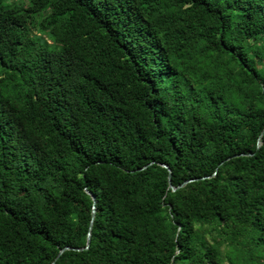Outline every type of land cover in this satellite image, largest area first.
Masks as SVG:
<instances>
[{
    "label": "trees",
    "instance_id": "1",
    "mask_svg": "<svg viewBox=\"0 0 264 264\" xmlns=\"http://www.w3.org/2000/svg\"><path fill=\"white\" fill-rule=\"evenodd\" d=\"M263 127L264 0H0V264H264Z\"/></svg>",
    "mask_w": 264,
    "mask_h": 264
},
{
    "label": "water",
    "instance_id": "2",
    "mask_svg": "<svg viewBox=\"0 0 264 264\" xmlns=\"http://www.w3.org/2000/svg\"><path fill=\"white\" fill-rule=\"evenodd\" d=\"M264 133V127L259 135V138H258V146L261 144V136L262 134ZM242 154V153H240ZM237 155V154H236ZM228 159V158H227ZM150 164V163H149ZM163 166H165L167 169H168V176H169V186L172 190H176L180 187H183L184 185H186L188 182L192 181V180H195V179H198V178H189V179H186L185 181H183L182 183H180L179 185H174L171 181V167L166 164V163H162ZM143 167H146L143 166ZM215 174V172L213 173V175ZM205 176H202L201 178H204ZM91 196H92V199H93V206H92V211H91V219H90V223H89V230H88V234H87V239H86V244L84 246H70V245H66L64 246L63 248L60 249L57 257L62 254L65 250H68V249H73V250H82V249H86L89 247L90 245V241H91V236H92V227H93V223H94V218H95V215H96V196L95 194L91 193L90 191H88Z\"/></svg>",
    "mask_w": 264,
    "mask_h": 264
}]
</instances>
